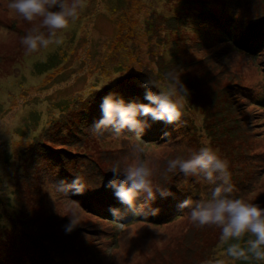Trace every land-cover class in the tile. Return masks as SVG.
I'll return each mask as SVG.
<instances>
[{"label":"rangeland","instance_id":"obj_1","mask_svg":"<svg viewBox=\"0 0 264 264\" xmlns=\"http://www.w3.org/2000/svg\"><path fill=\"white\" fill-rule=\"evenodd\" d=\"M8 3L0 0V264H240L219 227H200L177 208L210 199L214 186L167 172V162L208 145L228 161L232 196L264 207V52L220 43H233L240 17L263 21L264 0H86L79 19L57 33L62 44L31 54L21 40L41 20H24ZM177 69L189 92L178 125L155 122L141 138L92 132L102 97L147 103L144 82L158 92ZM136 145L153 188L172 193L138 198L144 211L159 209L147 217L115 196L95 201L112 167L123 172L134 162ZM76 177L83 194L57 190Z\"/></svg>","mask_w":264,"mask_h":264},{"label":"clouds","instance_id":"obj_2","mask_svg":"<svg viewBox=\"0 0 264 264\" xmlns=\"http://www.w3.org/2000/svg\"><path fill=\"white\" fill-rule=\"evenodd\" d=\"M8 8L19 14L24 20L33 22L40 18V26L25 35L21 43L27 53H36L40 49H47L50 45L63 43V37L57 33L66 30L79 19L80 12L86 6V0H9ZM47 29V32L40 29ZM181 70L169 72L164 77V83L158 92L151 91L155 87L150 81H145L144 100L147 103L125 101L117 93L109 92L102 97L99 105L101 117L91 126L92 132L103 136L108 130L119 138L125 130L141 138L146 129L153 122H163L165 125L179 124L184 114L185 102H188L189 92L182 83ZM165 138L168 133L163 134ZM143 149L136 145L133 148L134 162L129 164L123 172L119 164H115L111 172L113 178L107 187L114 190V196L119 203L136 216L156 215L158 208L150 212L144 211L147 205H137L136 201L142 195L146 201H154L156 195L164 198L172 195L167 187L153 188V170L140 158ZM179 170L185 177H198L214 187L210 199L193 201L186 198L181 201L178 210L188 209L191 221L200 227L216 226L221 229L222 243L240 241L246 235L253 237L246 241V247L239 243H232L226 249L227 255L233 259H248L249 254L257 261H264V207L248 202L243 198H234V185L231 183V173L226 159L218 155L212 147L205 145L193 151L188 158L177 157L167 162V172ZM123 176L122 180L118 177ZM57 190L64 194L81 195L85 186L76 177L70 183L64 180L57 182ZM109 212L115 218L121 213L118 208L111 207ZM75 216L69 219L67 231L76 227Z\"/></svg>","mask_w":264,"mask_h":264},{"label":"trees","instance_id":"obj_3","mask_svg":"<svg viewBox=\"0 0 264 264\" xmlns=\"http://www.w3.org/2000/svg\"><path fill=\"white\" fill-rule=\"evenodd\" d=\"M209 14V11L207 13V16ZM232 16V15H231ZM210 22V24L214 23L212 21H208V23ZM233 43L230 44L227 41H222L220 40V43L224 42L223 44H225V48L229 49L230 51H235L234 49V41L240 44H244V43H249V44H257L258 46V51H256V56L260 55L262 52H264V20H257V21H251V20H247L245 18L240 17V19H238V23L237 26L235 27V39L232 40ZM247 50V48H246ZM157 123L153 122L151 124V128L152 126H156ZM159 127L161 125H158ZM153 129V128H152ZM109 132V131H107ZM145 135V134H143ZM123 177L120 176V178L118 180H122ZM108 190L105 194L104 197L102 198H97L95 197V201L97 203H107L110 204L111 201H113L114 199V190L107 187ZM82 198L84 200H86L84 198V195H82ZM89 200V198H88ZM88 208L90 207V204L88 203ZM232 243H239L241 245V247H246V241H244L243 239L240 241H229L227 247L229 246V244ZM232 258V257H231ZM233 259V258H232ZM237 262H239L240 264H264V261H257L255 258L251 257V255L249 254V258L248 259H238Z\"/></svg>","mask_w":264,"mask_h":264}]
</instances>
